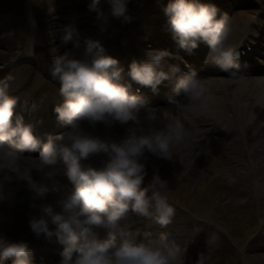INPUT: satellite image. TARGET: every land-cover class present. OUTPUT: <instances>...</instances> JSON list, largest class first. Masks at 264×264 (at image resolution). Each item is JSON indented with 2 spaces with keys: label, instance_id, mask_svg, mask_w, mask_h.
<instances>
[{
  "label": "clouds",
  "instance_id": "9594fccd",
  "mask_svg": "<svg viewBox=\"0 0 264 264\" xmlns=\"http://www.w3.org/2000/svg\"><path fill=\"white\" fill-rule=\"evenodd\" d=\"M128 2L107 0L110 8L106 13L101 8V0H90L88 11L96 13L101 31H104L109 17L130 22ZM164 11L181 49L191 53L203 42L211 49L212 61L221 71L238 69V53L224 47L230 32L227 18H218L219 10L215 5L200 0H170ZM61 42H72L77 50L82 48L81 58H76L70 51L61 55L57 54L56 48L52 49L50 73L59 79L60 93L65 98L55 112L69 130L55 138L50 137L43 144L39 161L43 171L55 165L58 159L62 160L74 187L69 190L53 182L47 191L59 194L56 206L60 211H56L52 204L40 205L39 217L32 216L29 220L31 230L37 236L44 234L50 238L55 235L64 245L59 264H175L179 249L174 242L168 241L165 234L146 243L129 239L118 243L117 233H122L119 221L130 210L154 218L161 226L171 222L175 209L162 195L167 182L154 175L150 184L142 187L147 172L141 161L147 159L146 153L171 160V148L182 140L183 126L176 121L161 129L146 131L139 118L146 102L130 91V85L119 82L123 69L118 67V60L104 55L99 41L81 40L80 34L71 26L65 28ZM169 55L166 51H150L148 62L131 63L129 76L155 92L164 80L180 71L175 65L170 66L168 72L162 69L161 61ZM204 93L193 72L176 79L169 102L181 95L192 102H203ZM16 103L5 87H0V148L19 157L25 150L40 148L41 143L33 135L31 126L24 125L22 117H17L13 124ZM85 123L92 129L98 124L107 128L119 124L127 126V131L119 141L101 139L86 132L82 127ZM100 154L107 157L102 168L82 166V160ZM7 169L13 171L11 167ZM45 175L51 179L54 172L47 171ZM10 180L7 175L0 179V200L4 199L3 182ZM149 191L152 193L150 197L147 195ZM153 208L154 216L150 211ZM50 224L55 226L54 230H50ZM99 227L108 229L107 239L95 238L94 230ZM11 257H14L13 264H30L27 244L9 242L0 237V259Z\"/></svg>",
  "mask_w": 264,
  "mask_h": 264
},
{
  "label": "rangeland",
  "instance_id": "374dc122",
  "mask_svg": "<svg viewBox=\"0 0 264 264\" xmlns=\"http://www.w3.org/2000/svg\"><path fill=\"white\" fill-rule=\"evenodd\" d=\"M45 1L47 0H36V2L33 4V8H41ZM51 1L54 2L52 3V6L57 7L59 5L61 7L59 8L60 10L65 9L69 11L66 12L65 15H70L73 20L78 18L83 22L90 23V26L93 28L97 23H100L96 19V13L88 11V4L90 3V0ZM104 1L105 0H101V8L107 13L109 11L107 9L109 5H107V3ZM164 1L165 0H156L154 3H151L153 5L152 9L155 13H153V17L152 14L149 15L147 12V7H150L151 4L140 6L138 10L139 18H136L137 20H135V22L137 24H142V26H131L129 31L134 30L139 34L141 30H147L146 23L149 22L154 25L156 21L155 17L159 11V8L162 4L166 3H164ZM241 1L242 0H230L232 8L230 12H228L227 16L228 26L237 24L248 17L247 9L244 8L249 7L250 5L239 6V2ZM3 10V16L6 14L10 18V29L8 30L7 35L0 38V53L3 57H5V60L13 59L16 63L22 62L23 60L26 62L28 61V58L30 60L28 54H31L33 47L39 45L41 42L40 37L36 34L28 36L25 33L26 21L27 27L28 25L31 27L35 26V20H33L29 14H26L27 10L24 11V8L18 9V7L13 3H9L7 6L5 5V9ZM52 11H55V9ZM148 15L150 18H148ZM167 26L170 30L169 25ZM118 29L119 27H113L112 32H116ZM32 32L33 31L31 28L30 33ZM84 32V36L88 33H91L90 28H88V26L84 27ZM122 32L124 31L113 33L111 34V37L121 36L120 33ZM63 34L64 32H62L58 37L59 41L55 43L59 54L62 55V52L65 51L66 48L68 52L72 51L76 58H81L82 48L80 50L74 49L72 42L63 44L61 42V37ZM159 35H162V33H159ZM80 38L81 40L84 39L83 37ZM16 39L20 41H17ZM23 48L26 50L28 56L27 59L24 58L25 54L24 50H22ZM6 54H8V56H6ZM3 57H1L0 62L3 61ZM38 64V69H35L29 65L32 67V70H35V72L32 73L33 77L31 78L25 77L28 76V73L31 74V70L28 71L29 66L23 68L20 71L23 72L24 76L22 77L28 79L27 82H25V85L30 86L33 78L37 74H46L48 57L45 59L44 56H40L38 58ZM182 117L183 112H178V109H176L174 112L167 113V117L163 112L158 111H153L152 113L147 114V118L145 119L146 123L141 124L146 131L151 129H160L162 125L157 122L161 120L163 126H166L170 123L175 124L176 121H179L183 126L184 133L182 140L171 148V160L158 158L157 156L150 153H146L147 159H160V163L163 162L161 163V174H174L177 176L178 186L174 195L180 199L181 197L179 194L183 193L185 189L190 187V185L193 183V180H200L199 184H202L203 179L208 177V174L214 170H219L221 176L219 178H215L211 183H209L199 208L201 210L207 207L209 202H221L222 200L230 199L231 203L227 204L223 211L226 212L224 217H226L227 214L231 215L232 220L216 221L215 225L219 228V230L218 228H214L213 230L210 227L204 228L198 227L197 225L187 226L184 217H182L184 214L178 212L176 217L173 216L175 218L172 217L171 222L168 225H156L155 227L151 226L150 229H156L164 233L167 236L168 241L174 242L176 247L179 249L178 259L175 264H198V262L199 264H215V262L221 260L220 255L225 258L223 262L230 261V264H236L235 262H238V264H245L246 261L248 264H264V224H261L262 220H264V195L262 194L264 191V136L259 139L251 140V149L254 151V157L252 158V161L255 167V186L253 187L251 193H241V188H246L247 190L251 189V174L249 173L248 178V173L245 168L246 165H244L245 153L246 156H248L246 144L250 140L245 138V134H243L245 127L237 125L235 128H226L219 124L213 127L211 125L205 124L201 120L193 121L192 117L194 116L188 117V119H183ZM259 117L260 116H256L254 118L255 124L261 123L260 120H264V115L262 116L263 118ZM96 127L98 129L96 130V133L99 134L101 139H109L114 141L121 140L127 131L126 127H119L118 125H115L112 128H107L103 124H98ZM211 127H213V132H207L206 135L204 133V129ZM221 127H223L225 131L220 130ZM197 131H202L203 133L198 135ZM250 131L251 129H249V132ZM192 138L200 139L201 142L199 149L194 148L198 145V143H192ZM1 161L4 166L7 164L6 161ZM37 166L42 168L40 165H38V163ZM47 171L52 172V170L46 168L45 172ZM18 178L19 177L14 178L13 181V178H11L10 181L3 183L2 193L5 192V194H3L4 199L0 200V236L1 234H4L9 237H16L17 235L25 233V227L30 225V218L32 216L39 217L40 215L38 205L33 204L36 202L38 203V201L33 202L35 198L27 197L29 195L28 193H31L28 192V190L33 188L32 182L25 176H22L20 180ZM50 180L52 181V178ZM180 180L184 181L186 184H181ZM221 180L227 181L229 186L222 185ZM52 182H55L54 179ZM23 185H25V187L28 189L27 191H25ZM22 191H25V193H18ZM6 200L15 203L12 204L10 210L4 207ZM54 201L55 198L52 200V202ZM54 204L55 203H53V205ZM258 208L259 211L257 210ZM213 216H216V213ZM227 218H229V216H227ZM257 224L259 225L258 228L251 235L252 237L249 240L246 232L248 231L249 227ZM49 227H51V224ZM37 237L38 238L36 242L41 246L42 251H50L51 247L48 245L47 237L45 238L44 234H41ZM133 237L134 234L132 233V236L128 235L126 239H132ZM159 237L160 236L146 238L142 234L139 238L140 240H134H136V243H146L150 240H158ZM213 239L215 240V243L217 242L216 246L210 244ZM201 244H203L202 247L204 249L198 252ZM243 246L245 249L239 255L236 249L243 248ZM208 247L214 249V252L211 255L206 253ZM212 257L213 259L215 258L213 261L210 260Z\"/></svg>",
  "mask_w": 264,
  "mask_h": 264
},
{
  "label": "bare ground",
  "instance_id": "6f19581e",
  "mask_svg": "<svg viewBox=\"0 0 264 264\" xmlns=\"http://www.w3.org/2000/svg\"><path fill=\"white\" fill-rule=\"evenodd\" d=\"M211 2L219 10V13H225L228 10V0H212ZM219 15L224 16V14ZM239 32L240 31H238L237 33V37L239 36ZM169 45H171V42H169ZM130 47L137 52L136 55L142 54V52L144 51L138 44L131 45ZM147 48L150 49V51H160L162 49V45L156 41H152L148 44ZM127 52V56L132 55V51L130 49H127ZM1 57L3 56L0 53V60ZM3 60H5V57H3ZM258 71L261 72L262 70ZM214 72L215 69H207L204 71V74L200 72L204 75V77L199 79L201 86L205 90L203 102H192L189 101L187 97H183L181 100H178L177 109L180 112H183L182 118L188 119V117L194 116L192 117L193 121L201 120L205 124L211 125L213 127L217 124L226 128H235L237 125H239L245 127L246 130L249 131L248 129L253 128L255 125V121L252 122L254 118L256 116L262 117L264 115V75H260L255 78H246L242 80L232 81L214 77L212 76ZM14 75L15 74H11L9 77L4 78L11 83L10 89L16 87L17 77H14ZM37 79L39 80V78ZM38 85H40V83H38ZM164 89L165 91H167L166 87H164ZM160 93L161 95L156 93V97L158 99H165L167 95L162 92ZM157 123L162 125L160 129L164 127L161 120ZM213 127L204 129V133L207 135V132H213ZM260 128L261 133H263V137L264 123ZM255 138H257V135L255 136ZM200 142V139H197L198 145L194 147L195 149L200 148ZM18 162V165L16 167H14L15 165L13 166V172L7 169L8 166H4V164H2L0 160V169H3V171L0 172L1 176L3 177L4 175H7L13 178L12 181L14 180V178L19 177L18 179L20 180L22 176H25L28 180L30 179L33 186L31 190H28V192L31 193H28L29 195L27 197L35 198L33 202L38 201L39 206L43 204H52L54 192L47 191V188L50 189L53 183H51L52 181L46 177L44 173L45 170L42 171L41 168L37 166V162L35 161L19 160ZM3 183H6V181H4ZM18 193L23 194L25 193V191ZM2 194H5V192H3ZM5 202L6 203L4 204V207L8 210H10L12 204H15L12 203V201L9 202L6 200ZM154 233L150 234V236H159L162 234L161 232ZM107 238L108 230L104 234V239Z\"/></svg>",
  "mask_w": 264,
  "mask_h": 264
}]
</instances>
